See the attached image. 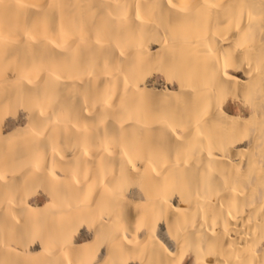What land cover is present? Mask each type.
Instances as JSON below:
<instances>
[{
    "label": "bare ground",
    "instance_id": "1",
    "mask_svg": "<svg viewBox=\"0 0 264 264\" xmlns=\"http://www.w3.org/2000/svg\"><path fill=\"white\" fill-rule=\"evenodd\" d=\"M0 264H264V0H0Z\"/></svg>",
    "mask_w": 264,
    "mask_h": 264
}]
</instances>
